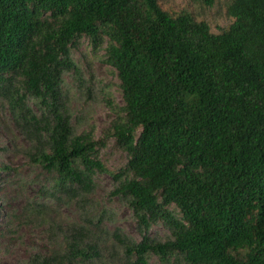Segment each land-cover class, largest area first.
<instances>
[{
    "label": "trees",
    "instance_id": "16d2710c",
    "mask_svg": "<svg viewBox=\"0 0 264 264\" xmlns=\"http://www.w3.org/2000/svg\"><path fill=\"white\" fill-rule=\"evenodd\" d=\"M246 8L264 31V9ZM82 39L104 51L120 81L123 104L102 139L77 133L65 102ZM246 41L241 32L207 36L158 0H0V96L31 162L52 175L50 196L31 212L45 218L46 203L65 198L87 217L64 250L29 264L99 256L89 226L102 220L87 214L99 173L143 229L140 242L116 235L136 258L128 264H264V70ZM108 139L127 156L118 173L100 159ZM158 222L170 232L164 241L148 235Z\"/></svg>",
    "mask_w": 264,
    "mask_h": 264
},
{
    "label": "rangeland",
    "instance_id": "374dc122",
    "mask_svg": "<svg viewBox=\"0 0 264 264\" xmlns=\"http://www.w3.org/2000/svg\"><path fill=\"white\" fill-rule=\"evenodd\" d=\"M158 3L173 17L187 15L197 27L203 25L207 36L244 33L248 56L264 70V31L254 28L253 17L246 13L249 3L255 10L264 9V0H158ZM200 35L195 29L190 30V36ZM73 59L78 71L66 76L64 87L72 124L77 133L92 131L95 139H102L115 118L117 107L123 104L117 72L107 62L104 51L94 48L88 39H82L79 48L73 50ZM29 105L34 108L33 103ZM29 148V142L16 127L0 96V167H9L0 171V264H29L35 255L38 259L49 258L54 251L64 250L65 235L73 228L86 226L87 217L80 206L65 198L46 203L45 218L31 212L36 202L50 196L47 189L52 175L31 162ZM100 159L112 173H118L127 163V156L117 147L115 139L106 141ZM95 184L87 214L93 223L102 220L99 227L89 226L92 244L97 245L99 256L81 264L134 262L136 258L127 257L116 235L140 242L143 229L122 199L111 195L114 190L111 175L99 173ZM148 235L164 241L170 232L158 222L148 230ZM49 264L59 263L51 259ZM148 264L173 263L152 256Z\"/></svg>",
    "mask_w": 264,
    "mask_h": 264
}]
</instances>
